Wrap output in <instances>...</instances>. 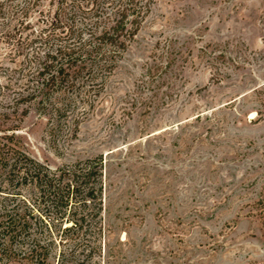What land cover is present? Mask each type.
Instances as JSON below:
<instances>
[{"label": "rangeland", "instance_id": "374dc122", "mask_svg": "<svg viewBox=\"0 0 264 264\" xmlns=\"http://www.w3.org/2000/svg\"><path fill=\"white\" fill-rule=\"evenodd\" d=\"M29 1L23 26L1 1L0 87L20 60L5 32H40L57 10ZM136 1L148 12L86 115L60 129L30 104L15 116L50 169L104 164L101 219L49 243L46 264H264V0ZM32 245L15 243L11 264Z\"/></svg>", "mask_w": 264, "mask_h": 264}, {"label": "trees", "instance_id": "16d2710c", "mask_svg": "<svg viewBox=\"0 0 264 264\" xmlns=\"http://www.w3.org/2000/svg\"><path fill=\"white\" fill-rule=\"evenodd\" d=\"M1 1L0 16L5 15ZM3 1L12 9L10 18L23 26L34 3L26 0L22 6H11L14 0ZM56 6L40 32L22 38L14 27L13 33L4 34L6 43L14 41L13 55L20 60L13 80L0 87L7 91L1 109L8 111L0 114V264L15 261L13 245L25 239L33 242L26 261L46 264L49 243L57 237L61 242L71 230H76L77 238L88 228V216L101 219L102 157L52 170L24 149L15 116L20 110L18 115L25 117L28 110L19 107L30 104L60 129L61 119L78 114V105L81 117L86 115L93 106L88 98L98 97L104 89L148 12L136 0H58ZM78 119L71 120L74 129ZM32 219L35 237L30 232ZM63 222L71 225L63 227ZM62 256L57 264H62Z\"/></svg>", "mask_w": 264, "mask_h": 264}]
</instances>
